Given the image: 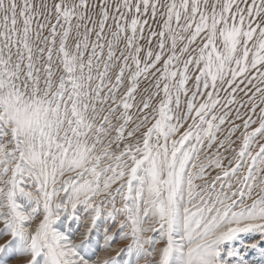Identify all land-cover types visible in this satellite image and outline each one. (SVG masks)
I'll return each instance as SVG.
<instances>
[{
	"label": "snow or ice",
	"instance_id": "6c2138e0",
	"mask_svg": "<svg viewBox=\"0 0 264 264\" xmlns=\"http://www.w3.org/2000/svg\"><path fill=\"white\" fill-rule=\"evenodd\" d=\"M0 264H264V0H0Z\"/></svg>",
	"mask_w": 264,
	"mask_h": 264
}]
</instances>
